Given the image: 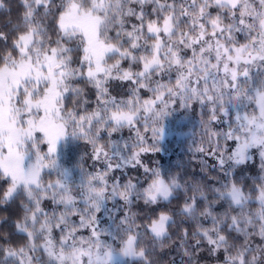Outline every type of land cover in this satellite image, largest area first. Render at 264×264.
<instances>
[{
  "label": "snow or ice",
  "instance_id": "obj_1",
  "mask_svg": "<svg viewBox=\"0 0 264 264\" xmlns=\"http://www.w3.org/2000/svg\"><path fill=\"white\" fill-rule=\"evenodd\" d=\"M0 264H264V0H0Z\"/></svg>",
  "mask_w": 264,
  "mask_h": 264
},
{
  "label": "trees",
  "instance_id": "obj_2",
  "mask_svg": "<svg viewBox=\"0 0 264 264\" xmlns=\"http://www.w3.org/2000/svg\"><path fill=\"white\" fill-rule=\"evenodd\" d=\"M192 131V126L179 118L166 121L165 138L161 142L166 151L154 156L153 159H160L162 156L165 165L169 160L184 159V154L188 151L189 144L191 143ZM124 134L127 136V131H125ZM45 179L47 180L48 177H45ZM175 205L176 201L173 200L171 204L162 203L159 208L160 210H167L169 208H174Z\"/></svg>",
  "mask_w": 264,
  "mask_h": 264
}]
</instances>
